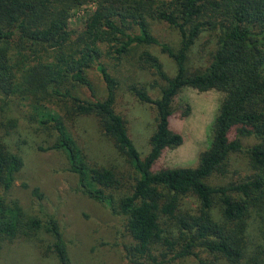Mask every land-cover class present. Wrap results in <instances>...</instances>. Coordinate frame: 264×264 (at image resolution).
<instances>
[{"label": "trees", "instance_id": "16d2710c", "mask_svg": "<svg viewBox=\"0 0 264 264\" xmlns=\"http://www.w3.org/2000/svg\"><path fill=\"white\" fill-rule=\"evenodd\" d=\"M77 9L87 11L82 25L74 28L71 18ZM155 20L178 29V45L154 32ZM204 31L214 39L210 58L189 72V50ZM152 46L175 60L173 75ZM136 47L141 48L138 67L164 82H153L160 88L157 97L142 83H128L139 100L157 110L144 156L115 106L120 79L104 64L107 56L122 62ZM94 66L105 83L104 97L87 74ZM82 85L92 97L83 95ZM186 87L217 89L220 103L196 164L163 166L164 152L185 140L172 116L176 99L181 116L192 111L190 100L180 94ZM23 102L31 105L32 122L54 132L55 140L44 148L66 150L84 192L127 216L132 255L149 264L187 256L197 264H264V0H0V251L6 241L46 226L59 264H70L58 219L52 216L44 225L18 199L4 194L24 166L23 155L6 139L17 118L5 113ZM60 106L68 115L96 116L102 132L133 167L131 191L115 201L106 193L122 182L118 171L89 164ZM244 136L255 142L245 144ZM238 151L246 153L250 172L213 183L215 173L227 176L231 155ZM30 193L43 197L37 186ZM188 197L194 202L190 207Z\"/></svg>", "mask_w": 264, "mask_h": 264}, {"label": "rangeland", "instance_id": "374dc122", "mask_svg": "<svg viewBox=\"0 0 264 264\" xmlns=\"http://www.w3.org/2000/svg\"><path fill=\"white\" fill-rule=\"evenodd\" d=\"M87 7V4H84ZM83 6V7H84ZM71 18L74 28L82 25L87 10L77 9ZM154 32L163 41L178 45L180 34L174 26L162 21L152 22ZM214 39L208 31H204L189 50L187 70L193 71L208 63ZM163 62L168 75L175 73L176 62L172 57L160 51L159 46H152ZM141 48L133 49L122 62L107 56L104 64L109 71L120 79L115 106L124 114L129 126V133L135 140L142 156L150 149L149 135L156 126V107L152 103L139 100L129 89L128 83L135 81L148 87L154 97L160 95V88L153 82L157 79L164 83L152 71L138 67V56ZM98 96H105V83L97 68L87 69ZM86 97H92L87 85L81 86ZM181 96L188 98L192 111L188 116H181L177 111L180 102H173L174 114L172 124L179 130L184 142L167 149L161 165L193 166L198 160L199 152L206 147V130L211 124L220 103L222 92L217 89L200 91L194 87H186ZM61 107V106H60ZM64 115L67 130L86 155L89 164L112 166L121 178L116 188H109L106 193L113 195L114 201L124 193L131 191L135 172L124 155L100 129L95 115H68L64 108L58 107ZM31 105L9 107L6 116L16 117L15 125L6 139L14 150L24 157V166L17 173V179L11 189L5 190L7 199L16 198L31 215L38 216L45 225L50 217H56L63 230L69 250L70 264H149L144 257H135L129 252L133 238L127 230V216L114 209L111 204L94 200L88 196L80 185L77 172L71 169L68 154L64 149L44 148L55 139L54 132L29 118ZM245 144H253L255 138L244 136ZM245 152L238 151L231 155L229 173L222 176L215 173L211 177L213 183H226L247 175L250 169L246 165ZM39 187L43 197H33L30 190ZM192 198H185L186 205H193ZM52 235L46 226L41 230L24 234L12 242L6 241L0 251V264H59L56 253L51 247ZM202 255H212L202 251ZM163 264H197L194 256L172 260Z\"/></svg>", "mask_w": 264, "mask_h": 264}]
</instances>
